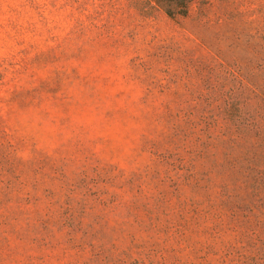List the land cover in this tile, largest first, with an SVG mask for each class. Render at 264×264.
Masks as SVG:
<instances>
[{
  "label": "rangeland",
  "instance_id": "374dc122",
  "mask_svg": "<svg viewBox=\"0 0 264 264\" xmlns=\"http://www.w3.org/2000/svg\"><path fill=\"white\" fill-rule=\"evenodd\" d=\"M138 2L0 0V264H264L208 209L264 141V0Z\"/></svg>",
  "mask_w": 264,
  "mask_h": 264
},
{
  "label": "trees",
  "instance_id": "16d2710c",
  "mask_svg": "<svg viewBox=\"0 0 264 264\" xmlns=\"http://www.w3.org/2000/svg\"><path fill=\"white\" fill-rule=\"evenodd\" d=\"M194 1L195 0H139L138 5L142 12L147 11L148 8H153L162 12L170 19H178L188 16L189 7ZM216 1L218 4L225 6V9L227 5H233V0ZM202 4H204V2H202ZM235 14V16L233 14H228L226 16L234 20L245 16V14H241L240 12H236ZM244 19L247 23L252 21L248 20L247 16H245ZM260 21L261 24H264V18H261ZM257 34L261 36L264 42V27L261 28L258 33L250 31L247 33V37L251 38ZM232 72L236 73L235 70H232ZM236 76L240 77L238 74ZM252 77L253 76L249 78L240 77V79L242 83L247 84L245 87L251 89V92H254L257 87H263L264 84L263 82L254 80L255 78ZM237 139L241 142L239 149L242 151V156L231 158L222 169V174L224 173L232 176L237 174L238 179L235 181L237 183L234 189L232 186H229L230 191L227 194L219 195L216 199L210 198L209 202L211 203L208 209L210 213L218 212L215 214L221 223L224 218L222 215L231 218V227L225 224L223 229L232 232L234 230L237 232L243 230L244 233L248 231L257 236L259 233H264V141L261 139L259 140L257 133L249 134V132L239 135ZM174 169L179 171L180 167L174 164ZM186 181H188L187 184L192 183L191 180ZM228 184L231 185L230 183ZM225 186L228 185L222 183L219 184L216 189L221 190ZM197 214L201 215L198 210ZM169 223L172 225V234L174 235L171 237V242H174V240H177V242L182 240L184 235L183 232H180V223H176L173 220H170ZM219 231H222V229ZM91 255L94 258L96 256H101V253L96 252ZM103 259H105V256H102L98 260ZM106 264H131V261L123 255L119 258L108 259Z\"/></svg>",
  "mask_w": 264,
  "mask_h": 264
}]
</instances>
